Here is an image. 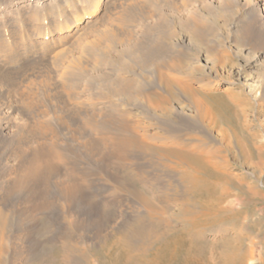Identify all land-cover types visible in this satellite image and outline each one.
Masks as SVG:
<instances>
[{
	"label": "rangeland",
	"instance_id": "rangeland-1",
	"mask_svg": "<svg viewBox=\"0 0 264 264\" xmlns=\"http://www.w3.org/2000/svg\"><path fill=\"white\" fill-rule=\"evenodd\" d=\"M111 1L106 8L104 7L105 9L97 15L96 20L87 27L85 30L87 34L76 40V43H71V46L69 43L67 48L71 50L78 47L77 53L85 55H83V60L86 63L103 62L104 64L99 66L96 64V66H98L101 71L108 73V75L114 74L111 67L115 66V69L118 70L119 73L132 77L137 71L134 70L135 72H133L129 70L130 74L125 66L121 67V63L117 61L115 55L109 56L100 48L90 54L88 51L82 49H89L92 43L88 41L94 38L101 39L104 45L107 44L106 46L109 45L114 47L113 43L104 39L100 30H96L103 20H105L106 25H109L114 30L123 32L125 35L132 36V38L153 41L159 37V34H152L154 31L149 29L150 24L165 18V20L174 27L176 38H179L178 41L175 42L178 43V46H174L175 50L179 52L183 51L189 55V59L186 60L187 67H190L188 68L190 71L189 74L194 76L196 74L197 77L212 82L217 87L215 90H208L210 95H208L209 99H207V101L214 106L212 111L218 116L220 123L213 126L208 123L209 121H205L204 123L206 124H203V128V125H200L201 122L199 120L197 108L189 103L184 95L178 94V97L179 95L181 96L179 97L180 103L174 102V109L177 112L182 109L179 113L183 112L184 121L188 120V123H184L183 121L179 122L180 124H186L190 129L175 130V123H173L169 117H160L158 119L156 117H149L147 120L148 124L144 123L146 127H144L143 130L150 133H160L165 136L166 134H172L177 131V134H173L175 138L183 139L195 137L204 140L207 147L213 149V151L217 153V161L223 172L225 170V176L228 178L231 177V181L229 182L224 177L220 180L213 179V181L218 182V186L214 190L215 193L221 192V187H225L232 193L225 202L221 204L223 206L221 214L217 217H212L213 220L209 219L208 221H211V223L201 221L200 224H196L193 227L191 226V222L180 217L183 216L182 213L180 214V208H182L181 204L188 198L187 195H189V197L193 195L189 192V185H185L186 182L180 180L175 170H170L162 165L164 159L153 157L152 154L150 156L146 154V157V155H142L143 153L141 152L132 151V155L130 153L132 158H130L129 162L142 168L143 177L148 189L146 192L149 193V199H152L150 201L151 204L161 211L164 207L169 208L167 209V214H165L166 217L165 215L163 216L167 220L166 223L168 225H166V223H159L158 218L162 217L160 213L157 215V219L155 218L151 222L147 221L146 224H148L146 226L148 229L145 227V233H142L143 235L138 239V248L141 247L150 251L151 254L148 258L154 257L157 249H160V245L165 240V238H162L164 240L161 239L159 241V235L166 233L165 237H167L166 239H168V241L172 238L173 244L176 241L178 253L179 251L181 254L183 252L185 253L189 247H193L192 252L199 255L196 264H223L222 257L225 255V251L228 248L227 242L229 243V241L231 242V240L239 236L242 237L241 242L234 243H236L238 247H241L242 250L248 251L250 247H252V244H254L255 247L254 259L248 257L244 264H264V260L261 259L264 245V0H261V5L257 8H253L252 6L255 0H170L174 2V4L172 3V5L176 7H174V9L168 5L166 0H139L142 4L144 3L143 5L146 7L141 10L138 9L140 14L136 15L131 14L129 10L128 12H124L123 9L127 6H123L120 1ZM177 4H179L178 6H180V8L177 7ZM146 12L150 15L152 14L150 20H144L145 18L142 17ZM173 12H175V15ZM191 16H202L204 20V26H202V28L205 30H203V33L207 31L204 33L205 39L207 40L206 47L205 45L204 47L203 45L199 46L197 43L183 46L181 44L182 42H180L183 36L186 35L182 30V23L184 20L187 21L190 19ZM148 22L150 23L148 24ZM21 27H23V25ZM7 28L9 30L3 31V33H7L8 42L14 45L15 41L10 35L9 26H7ZM150 30L152 32H150ZM147 31L152 35H148ZM51 35L52 33L46 36H40L41 38H50ZM208 35H211L213 38ZM211 43H213V45ZM114 48L116 49V47ZM204 48L209 49V51L206 52ZM211 49L212 51H210ZM97 54L100 58L97 57ZM52 55L53 53H39L35 58L39 59L42 57L41 60L43 62L49 63ZM117 55L121 57L123 54L119 53ZM211 58H213V60ZM22 63L23 62L16 63L11 67L20 70ZM69 63H71L73 67L76 66L74 62L70 61V58L68 59L65 57L63 65L50 68L53 72V78L51 77L52 83H59L58 79L60 81L61 72L71 69L70 66L68 67ZM75 68L78 75L82 77L79 82L83 87H80L78 91L81 97L78 99L73 97L72 100H67L65 94L74 95L76 94L75 91L72 93V91H65L57 86L55 88L54 85L46 87L40 84L39 79H36V82H30L29 79H23V83L21 82L22 79H15L9 82L12 77L10 75L0 80V185L4 186L7 183H25V164L26 166L28 165L31 152L34 151L32 153L33 155L38 147L45 146L48 149L50 148V151L53 153L51 162L46 164L47 167L45 166L43 168L45 171H41L38 176V183H36L35 190L27 189L25 192H18L19 190L17 191V189H15V193L19 194L15 200L0 202V209L6 211L13 218L12 227L7 234V264H54L55 262L56 264H68V262L65 263V261L61 259L56 261L54 258L55 254L54 252L52 253V251L43 252L41 254L37 253V251L41 248V244L49 238H52L54 242L59 244L60 236L64 233L67 234V232L75 233L72 235L77 238L74 240L78 241H76L75 244L76 249L84 250L88 247V243L90 244L89 237L93 239L92 241L97 245V243L101 241L102 236L117 233L118 229L124 230L127 218L129 220L134 216L145 217L147 215L146 207L134 193L121 190L120 186L116 185L115 180L120 179L121 174L117 172L119 170L117 166H115L116 164H110L111 157L106 156V154L110 152V144H103L104 140H101L98 130H95L93 133L91 129V131H88L90 132L89 135L85 136V138L83 137L80 143H76L77 145L75 142L72 143L74 148L69 146L70 137L66 129L59 124L57 114L59 106L57 107V105L52 103L48 96L49 94H51L53 101L58 102L59 105L63 107H68L67 109H70V111L75 108V104H81L87 108L94 107L95 110L98 111V113H96L97 120L99 121L103 118L102 109H100L102 107L110 106L111 109L114 107L118 110L121 108V111H125L126 109V112L137 111L134 105L125 103L123 106L122 100L112 98V92L106 89L105 86L100 85L97 79L83 67L76 66ZM87 75H89V77ZM76 82L75 80V83ZM91 84L93 89L90 88ZM55 90L57 92H55ZM104 90L107 91L104 92ZM227 90L232 92L231 96L235 100L234 103L231 101L230 96L226 95ZM96 91H98V93ZM59 92L64 93V105H62L59 100ZM117 103L118 105H116ZM120 103L122 104L120 105ZM30 106L31 109H29ZM72 107L74 108L72 109ZM215 109L217 110L215 111ZM241 109H244L245 115L243 116L240 113ZM235 110L238 111L239 116ZM140 115L130 116V120L128 119V121L132 122L138 118L141 119L144 117V115ZM10 118H14L11 123L8 120ZM5 122H7L9 126L6 131L2 127V123ZM47 124H51L56 129L57 133L54 134L53 131L46 128ZM205 125L207 128H205ZM83 126L84 124L81 125L82 128ZM170 128L171 130H169ZM220 128L224 129L223 133L220 132ZM206 129H209L208 131L210 132L206 131ZM77 130L78 128H75L76 132ZM21 132L23 134L25 132L27 136L23 137ZM4 133L8 134L5 135ZM107 133L108 132L104 134H106V136L109 135L108 137L112 139L113 134ZM249 134H255L256 145L262 150L263 155L257 154L258 148L253 150L252 156H247L245 152L239 150L236 145L237 140L241 139L243 143L249 144ZM91 137L92 140L96 139V143L92 142L90 139ZM15 145L18 147L16 150L20 152L15 150ZM86 149H88V151H86ZM89 155L93 158H90ZM133 156L135 158H133ZM73 162L79 163L78 173L75 171L73 172L70 166ZM65 163L68 164L66 165ZM133 164L131 165L133 166ZM72 178H74L79 185L86 186L87 183L92 182L94 186H97V189H91L92 193L96 194V196L91 198L89 202L90 204H100L104 209L110 210L112 215L109 216L108 223L106 222L100 227L98 222L100 220L99 216L102 215L103 208L99 207L92 211L90 205L87 206L86 202L83 204L84 207L81 210L73 209L70 206L65 197L67 196L68 183ZM44 179L48 180V184ZM240 181L243 182L242 188L238 189L235 184L237 185ZM32 184L33 183H30V185ZM44 184L45 186L49 185L52 191L50 190L49 193H46L47 189ZM131 185L134 186V184ZM249 185L250 187L253 186L252 192L246 190ZM41 189L43 190L41 191ZM0 191V196L5 193L3 190ZM47 198L51 199L48 200ZM50 208L55 210L51 213L52 210ZM195 209L199 210V207L196 205ZM234 210L237 212L240 211L238 218L235 220L228 214ZM77 212H79V214ZM48 215H52V217L55 218L56 228L54 231L43 236L42 233H39L43 223L42 218ZM149 228L152 229L150 230ZM100 243L98 245H100ZM173 244L170 246L172 247ZM100 253L101 252H99V254H90V256H93V264H104L105 260L102 259L103 254ZM69 255L72 261L79 256V254L74 251L69 252Z\"/></svg>",
	"mask_w": 264,
	"mask_h": 264
},
{
	"label": "bare ground",
	"instance_id": "bare-ground-1",
	"mask_svg": "<svg viewBox=\"0 0 264 264\" xmlns=\"http://www.w3.org/2000/svg\"><path fill=\"white\" fill-rule=\"evenodd\" d=\"M110 1L111 0H0V80L7 78V76L10 75L12 77L10 78L9 82H12L15 79L18 80L22 79L21 81L22 83L24 82L23 79H29L30 82H36V79H39L40 84L46 87L50 85H54L55 88L57 86L65 91L69 90L70 92L72 91V93L75 91L76 94L74 95L69 93L71 96L65 94L67 100L68 99L72 100L73 97L75 99H78L81 97L78 91L80 87H83L80 85L79 82V80H81L82 77L78 75L75 68L76 66H79V67H83L88 73L92 74L93 77L97 79V82L100 83V85H103L106 87V89H109L113 94L112 98H116V99L118 98L122 100L123 106L125 105V103L129 105H134L137 110L134 112L133 111L126 112V109L125 111H121L120 107L119 110L115 109L114 107L111 109L110 106L102 107V108L99 107L100 109H102V111L101 110L100 111L103 113V118L101 121H99L97 120L98 111L95 110L94 107L87 108L81 104H75V108L72 107V109L73 108L74 109L70 111V109H67L68 107L67 108L63 107L59 105L58 102L53 101V98H51V94L48 95L52 103H54V105H57V107L59 106L58 109L56 108L58 110L57 114H58L59 124L62 125L64 129H66L68 136L70 137L69 140L70 147H73L72 146L73 142H75V144L80 143L83 137L85 138V136L89 135L90 132L88 131H91V129L93 133L95 130L99 131L100 133L99 136L101 140H104L103 144L105 145L110 144V149H109L110 152H108L106 156L111 157L110 164H114V165L116 164L115 166H117V169L119 170L116 171L120 172L121 174L120 179L115 180L116 185L120 186L121 190H126L127 192L134 193L141 200L143 205L146 207L147 215L145 217L134 216L129 220L127 218V222L125 221L126 227L124 226L125 227L124 230L118 229L117 233L111 235L103 234L104 236L101 237L102 239L98 237L101 239V241H99L97 245L96 243H94V241H92L93 239H90L89 237L88 239L90 241V244L88 243V247L86 249L82 248L84 250L81 249L78 250V248L76 249L75 244L77 240L74 239L77 238L73 237L75 233L67 232V234L64 233L60 236V240L58 239L60 241L59 244L54 242L52 238L51 239L49 238L47 241H44L43 244H41V248L37 251V253L41 254L43 252L52 251V253L54 252L55 254L54 258L56 261L61 259L65 261V263L68 262V264L69 262L70 264H93L92 263L93 256H90V254L91 253L99 254V252L103 254L102 259L105 260V261L103 260L104 264L105 263L106 264H196V262H198L199 255L197 253L192 252L193 247L192 246L189 247L185 251V253L183 252L181 254L180 251L178 253L176 241L174 243L175 245L172 242L173 241L172 237H171L172 239H169L168 241V239H166L167 237H165L166 233H162L163 237L162 235H159L160 236V239L158 238L159 241L162 238H165V240L162 239L164 241L160 245L161 246L160 249H157L154 257L148 258V256L151 254L150 251L145 250L141 247L138 248L139 247V245H137V243L139 242L138 239H140L141 235H143L142 233H145L144 228L145 227L147 228L146 225L148 223L146 224V222L147 221L151 222L155 218L157 219V215H159L160 213L161 214L160 216L162 217L158 218L159 223L165 224L167 220L163 216L167 214V209L169 208L164 207L161 211L155 206H153V204H151L150 201L152 199H149L148 197L149 193L146 192V190L148 189L143 177L144 175L143 170L141 167L129 162V160L130 158H132L130 156V153L132 155V151L141 152L143 153L142 155L148 154L150 156L152 154L153 157L164 159L162 165L170 170L173 171L175 170V172L179 175L180 180L186 182L185 185H189L190 194L191 193L193 194L191 195V197L187 195L188 198H186L185 202L181 204L182 208H180V214L182 213L183 216L180 217H182L186 221L191 222L192 224L191 226L193 227L196 224H200L201 221L211 223V221L208 220L209 219L213 220L212 217H217L219 216V214H221V211L223 210V206L221 204H223L225 200L228 198V196L232 194L230 193L231 191L226 189L225 187H221V192L215 193L214 190L218 186V182L213 181V179L220 180L223 179L224 177L229 182L231 181V177L228 178L227 176H225L224 174L225 170L223 172L217 161V157H216L217 153H215L213 149L208 148L207 145L205 144L206 142L204 143V140H200L199 138H195V137L183 138V139H178L174 137L173 134H177L178 133L177 131L184 129L186 130V128L187 129L190 128H188L186 124L183 123L180 124L179 121L188 123L187 122L188 120L184 121L182 114L183 112L179 113L182 109L179 112L175 111L173 103L174 102L180 103L179 97L181 96L179 95L178 97V94H182L189 103H191L192 105H194L195 108H197L199 120L201 122L200 125L206 124L204 123L205 121H209L208 123H210V125L213 126L218 125V123H220L219 118L212 111L214 106H212L207 101V99H209L208 95H210L208 90H212V89L215 90L217 87L212 82L197 77L196 74L195 76L189 74L190 71L188 68L190 67H187V62H186V60L189 59V55H187V53L183 51L179 52L175 50L174 46L175 45L178 46V43L175 42H177L179 38L178 37L176 38L174 27H172L171 23L166 21L165 18L161 19V21L158 20V22H154L153 24H150L149 29L154 31L152 32L150 30V32H152V34L153 33H157V35L159 34V37H157V39H154L153 41L138 40L132 38V36L125 35L123 32L116 31L113 28H111L109 25H106L105 20H103L99 24L96 30H100L101 35H103L104 39L113 43L116 49L109 45L106 46L107 44L104 45L101 39L94 38L89 41L87 40L89 43L90 42L92 43L91 44L92 46L89 47V49L85 48L82 50L88 51L90 54L92 52H95L98 48H100L104 53H106L109 56L115 55L117 61L121 63V67L125 66L128 72L129 70L133 72H135L134 70L137 71L136 74L133 75L132 77H128L125 76V74L123 73L122 74L119 73V71L115 69V66L111 67L112 72H114V74L108 75V73L101 71V69L98 67L99 65L104 64L101 61H97L92 64L84 62L83 57L85 55L83 54L84 55L83 56L81 55L82 53L80 54L77 53L78 47L76 49L70 50L69 48H67V45L70 43L71 46V43L74 42L76 43V40L80 39V37L87 34V32H85L87 27L90 26V24L96 20L97 15L106 8V6L109 4ZM117 1H120V3L123 6L124 5L127 6L123 9L124 12L126 11L128 12L129 10V12L133 15L140 14L138 12V9L141 10L144 9V7H146L145 5H143L144 3L142 4L139 0L138 1L117 0ZM166 1L168 2V5L174 9L175 6L172 5V3L174 4V2L170 0H166ZM178 5L179 4H177V7L180 8V6ZM260 5H261V0H255L252 6L253 8H257ZM173 13L175 15V12ZM151 15L148 12H146V14L142 17L145 18L144 20L147 19L150 20ZM150 22H148V24ZM183 23H182V30L185 32L186 35H184L185 37L183 36L182 41L180 40V42H182L181 44L185 46L186 44L191 45L192 43L195 44L197 43V45L199 44V46L203 45L204 47L205 45L206 47L207 40L205 39L206 37L204 33H206L207 31L203 33L204 28H202V26H204L203 25L204 20L202 16L201 17L191 16L190 19H188L187 21L184 20ZM22 25L23 27H21ZM7 26H9L11 32L10 35L15 41L14 45H11L8 42L7 33L6 32L3 33V31L9 30ZM150 32L147 31L148 35H152L150 34ZM51 33L52 35L50 36V38L49 37L41 38L40 36V35L46 36ZM208 36L212 37L211 35ZM213 43L211 44L213 45ZM205 51L207 52L209 51V49H206ZM210 51H212V49ZM39 53L40 54L53 53V55L50 58L49 63H45V61L43 62L41 60L42 57H40L39 59L35 58V56ZM119 53H122L123 55L119 57L117 55ZM65 57L68 59L70 58V61L74 62L75 63L74 65L76 66L73 67L71 63H69L68 67L70 66L71 69L62 71L60 74L61 77L60 81L58 79L59 83L56 82L54 84L52 83L51 80V77L53 76V72L51 71L50 68L53 66L60 67L61 65H63V62L65 61ZM97 57L100 58L98 54ZM213 58L211 59L213 60ZM19 62H23L20 66L21 68L20 70L11 67ZM96 64L98 66H96ZM87 76L89 77V75ZM75 80L77 81L76 83ZM90 88L93 89L92 84ZM56 90L55 92H57ZM105 91L107 90H104V92ZM96 92L98 93V91ZM63 94L64 93L62 92L58 93L60 97L59 100L62 103V105H64ZM231 94L232 92L230 90H227L226 95L230 96L231 101H233L234 103L235 100L231 96ZM122 103H120V105ZM116 105H118V103ZM29 109H31V106L29 107ZM216 110L217 109H215V111ZM235 112L238 115V111L235 110ZM240 113L242 116L245 115L244 109H241ZM140 114L144 115V117H142L141 119L135 118L136 120L132 122L128 121L130 116L132 117L134 115H140ZM149 117H153V118L156 117L157 119L160 117L161 118L169 117V119L173 123H175L174 126H175V130L177 131H175V133L172 134H166V136L161 135L160 133L145 132L143 129L144 127H146V124L144 123H147ZM8 120L11 123L13 122L14 118H10ZM82 124H84L83 128L81 127ZM2 127L6 131V129L9 127L8 123L7 122L2 123ZM46 128L53 131L54 134L57 133L56 129L51 124H47ZM75 128H78L77 132L75 131ZM205 128H207V126ZM169 130H171V128ZM208 130L206 129V131ZM106 132H108L107 134L110 133L113 134L112 139L108 137L109 135L106 136V134H104ZM220 132L223 133L224 129L220 128ZM7 134L8 133H6L5 135ZM22 136L25 137L27 135L24 132V134L22 133ZM255 137H256L255 134H249L248 137L249 144L243 143L241 139H238L236 145L239 148V150L245 152L247 156L248 155L252 156L253 150L258 148L255 142ZM90 139L92 140V137ZM95 141L96 139L92 140L93 143H96ZM17 148L18 147L16 146L15 150ZM16 151L20 152L18 150ZM86 151H88V149H86ZM33 152H31L30 155L31 157H30V161L28 162V165L26 166L25 164V168H24V171H26L25 172L26 176L24 178L26 182L25 183L20 182L19 184L7 183L4 186L0 185V190H3L5 192L3 195L0 196V202L15 200L19 195L18 193H15V189H17V191L19 190L18 192H22V191L25 192L27 189H31V190L36 189V183H38L37 181L39 178L38 176L40 175L41 171H45L43 170V168L46 166V164L51 162L53 153L52 151H50V148L48 149L45 146L38 147L35 153L32 155ZM262 153H263L262 150L258 148L257 154L260 155ZM90 158L93 157L90 156ZM133 158L135 157L133 156ZM131 164H133V166ZM70 166L72 167L73 172L74 171L77 172L79 168V163L73 162L70 164ZM44 180L47 181L46 183L48 184V180L47 179ZM30 183L33 184L30 185ZM242 183L243 182L240 181L239 183H237V185L235 184V186H237V188L240 189L242 188ZM131 184H134V186ZM252 187H250L249 185L248 188L246 187L245 188L249 192H252L253 191ZM45 188L47 189L46 193H49L51 187L49 185H46ZM93 188L97 189V186H94L92 182L87 183L86 186H83V185H79L76 182V180L72 178L71 181L68 183L67 196L65 198L68 200V203L73 209L81 210L84 207L83 204H85V202L87 203L86 204L87 206L90 205V209L92 211L96 210L99 207L103 208L100 206V204H93V203L90 204L89 200L96 196V194H93L91 191V189ZM42 190L43 189H41V191ZM47 199L50 200L51 198L50 199L47 198ZM196 205L197 207H199V210L195 209ZM51 210L52 213L53 210L55 209H51ZM77 213L79 214V212ZM239 213L240 211L237 212L234 210L228 214L229 216H231L233 220H235L238 218ZM110 215H112L110 210L103 208L102 215L99 216L100 220L98 221L100 227H102L106 222L108 223V218ZM42 220L43 223L40 227V231H39L40 234L42 233V235L44 236L54 231V229L56 228V221L55 218L52 217V215L44 216ZM12 221L13 218L11 217V215L8 214L3 209H0V264H7V259H6V253L8 249L7 234L12 227ZM166 225L168 224L166 223ZM241 240L242 237L238 236L235 239L231 240V242L230 241L229 243L227 242L228 248L225 251V255L222 257L223 264H244L248 257L254 259L255 256L254 244H252V247H250L248 251H245L242 250L241 247H238L236 243H234V242H241ZM99 243L100 245H98ZM169 243L173 244V246L171 247L170 246L171 244ZM73 251L79 254V256L76 259L73 258L74 261L70 259V255H69V252H73ZM261 259L264 260V245H263V255L261 256ZM54 264H56V262Z\"/></svg>",
	"mask_w": 264,
	"mask_h": 264
}]
</instances>
